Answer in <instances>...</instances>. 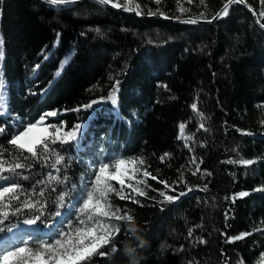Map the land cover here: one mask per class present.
<instances>
[{
  "label": "trees",
  "instance_id": "trees-1",
  "mask_svg": "<svg viewBox=\"0 0 264 264\" xmlns=\"http://www.w3.org/2000/svg\"><path fill=\"white\" fill-rule=\"evenodd\" d=\"M133 1L143 12L206 19L227 2ZM246 2L257 19L233 3L200 24L139 17L97 0H0V187L17 185L19 197L0 202V234L33 220L25 243L36 250L84 227L97 167L123 159L134 161L129 198L109 200L134 221L112 220L120 232L99 251H117L83 264H264V6ZM55 109L49 117L61 136L80 126L75 139L49 138L37 157L9 143ZM16 163L24 166L11 170ZM241 233L250 235L229 240Z\"/></svg>",
  "mask_w": 264,
  "mask_h": 264
},
{
  "label": "snow or ice",
  "instance_id": "snow-or-ice-1",
  "mask_svg": "<svg viewBox=\"0 0 264 264\" xmlns=\"http://www.w3.org/2000/svg\"><path fill=\"white\" fill-rule=\"evenodd\" d=\"M50 4H65L70 2V0H49ZM100 3L107 4L111 0H99ZM131 2V0H129ZM157 3L160 0H156ZM203 2V0H201ZM246 0H227L224 4L223 9L217 16L226 15L229 5L233 3H245ZM262 6H264V0H260ZM114 7H120L118 3L113 4ZM132 10V9H126ZM183 11V9H181ZM259 15L264 17V10L260 11ZM195 23V21H187ZM264 27V25H262ZM3 38L0 37V60L3 59ZM118 83V82H117ZM115 91V90H114ZM112 103H116L115 95L110 96ZM3 97L0 96V107H2ZM97 103L93 101L92 104ZM92 104L85 105V108H91ZM194 110L197 109L195 103L191 106ZM78 111V109H77ZM58 113L49 112L46 115L55 116ZM44 117L42 116L36 123L28 124L22 131L14 135L9 141L16 149L21 152L30 153L31 156L37 157L39 155L38 149L43 147L45 151L48 150L47 140L51 138L52 143H56L57 140L67 141L69 139H75L79 125L74 126L72 131L67 132L61 136L59 128L55 125L51 126L55 131H49V127H40L43 122ZM203 127V125H201ZM185 125L181 124L179 126L181 138L183 137ZM4 129L0 128V132ZM167 155V154H165ZM163 159V157L161 158ZM63 160V157L57 156L56 164H59ZM134 163V161H125L123 159L116 160L114 164L110 165L107 163H102L99 166L97 173L95 174V179L92 184V188L87 192V197L83 201V206L81 212L85 213L87 220H81L80 223L85 225L75 229L73 233H63L61 238L56 239L54 243L44 244L40 248L33 250L30 247H15L9 251L0 252V264H83V262L90 260L94 255L99 254L101 256H107L110 253H115L117 248L113 244L110 252H100L101 248L109 245L115 238V235L120 232L119 224H112L111 221H134V217L130 215L127 211L121 214L120 208H113L111 201L109 200V195L115 193L120 199H128L129 197L123 194L126 179H134L135 176L129 173L128 165ZM139 163L143 164V160ZM229 163H234V161H229ZM243 164H251L252 161L245 160L242 161ZM24 165L16 163L14 168L11 170L22 168ZM4 164L0 163V172L4 171ZM195 174V173H193ZM147 171H144V176H149ZM155 179V177H153ZM112 181H116L120 184L119 191L113 186ZM142 183V181H141ZM161 183H165L161 181ZM129 188H132L133 192L137 195L144 196L146 193L138 187H133V185L128 184ZM17 185L13 184L9 187H0V202H3L6 196H10L12 199H19L16 195ZM165 187L168 185L165 183ZM191 190V189H189ZM264 191V189H259ZM43 195V193H41ZM161 195L165 194L161 192ZM180 195H184L183 192ZM248 193H239L240 197L247 196ZM165 199L172 201L178 199V197L165 196ZM135 202V201H134ZM24 207L32 208L34 205L27 202L24 203ZM19 211V209H17ZM6 217V213H0ZM59 215V213H57ZM102 218V219H100ZM25 223L32 224L33 220H27ZM11 231V229H9ZM250 235V233H241L238 236L230 237L229 240H241L245 236ZM204 242V241H201ZM239 264H243L240 261Z\"/></svg>",
  "mask_w": 264,
  "mask_h": 264
},
{
  "label": "rangeland",
  "instance_id": "rangeland-1",
  "mask_svg": "<svg viewBox=\"0 0 264 264\" xmlns=\"http://www.w3.org/2000/svg\"><path fill=\"white\" fill-rule=\"evenodd\" d=\"M112 2H115V1H113V0H111ZM115 3H118V2H115ZM127 5H132V6H134V5H137V3L135 2V1H133V0H131V2H129V0H126V2H125ZM49 112H57V110L55 109V110H51V111H47V112H45L43 115H41V117L43 116L44 117V120H43V122L40 124V127H49V131H55V129L54 128H52L51 126H53V125H55V126H57L59 129H60V127H61V125L59 124V122H57L55 119H51L48 115H46L47 113H49ZM40 117V118H41ZM40 118H38L36 121H34V122H32V123H36L37 121H39L40 120ZM31 124V123H30ZM28 125V124H27ZM26 125V126H27ZM25 126V127H26ZM24 127V128H25ZM23 128V129H24ZM22 129V130H23ZM21 130V131H22ZM19 133V132H18ZM17 133V134H18ZM125 161H127V160H125ZM100 166V165H99ZM99 166L97 167V171H98V169H99ZM130 165H128V167H129ZM22 226L24 227L23 229H22V231L20 232H18V234H17V236L19 237L20 236V238H14V231L15 230H12V229H14V228H11V231L9 232V233H6L5 234V236H6V239H7V241H9L10 240V238H9V236H13V240H14V242H12L13 244H15V246L13 245V244H9V243H5V241H4V233H2V234H0V252H3V251H9V250H12L13 248H15V247H23V246H25V241H26V239L29 237V235L30 234H32V232H30V230H32L34 227H35V224L34 223H32V224H28V223H22ZM19 239H21L20 241H19ZM20 242V244H17V243H19Z\"/></svg>",
  "mask_w": 264,
  "mask_h": 264
},
{
  "label": "water",
  "instance_id": "water-1",
  "mask_svg": "<svg viewBox=\"0 0 264 264\" xmlns=\"http://www.w3.org/2000/svg\"><path fill=\"white\" fill-rule=\"evenodd\" d=\"M47 2H49V0H45ZM75 0H70V2L68 3H65V4H69L71 2H73ZM99 1V0H97ZM115 2H110V3H107L109 5H112L114 4ZM227 3V2H226ZM120 5V7H116V8H124V9H132V10H129L131 11L132 13L136 14L137 16L139 17H160V18H164L166 20H169V21H182V20H190V21H195V23H208L210 21H213L215 20L218 16H217V13H220L223 9V6L211 17V18H190V17H174V16H167V15H163L161 13H158V12H143L140 10V8L137 6V5H127V4H121V3H118ZM244 7H247L249 8L251 11H252V14L254 16L255 19H257L256 17V13L255 11H253L249 5L247 4V2L245 3H241Z\"/></svg>",
  "mask_w": 264,
  "mask_h": 264
},
{
  "label": "clouds",
  "instance_id": "clouds-1",
  "mask_svg": "<svg viewBox=\"0 0 264 264\" xmlns=\"http://www.w3.org/2000/svg\"><path fill=\"white\" fill-rule=\"evenodd\" d=\"M130 232L135 236L137 229L135 227H130ZM136 239H140L138 236L135 237ZM124 254L130 258H134L135 256V247H133L130 243H126L124 246ZM134 264V260H133Z\"/></svg>",
  "mask_w": 264,
  "mask_h": 264
},
{
  "label": "bare ground",
  "instance_id": "bare-ground-1",
  "mask_svg": "<svg viewBox=\"0 0 264 264\" xmlns=\"http://www.w3.org/2000/svg\"><path fill=\"white\" fill-rule=\"evenodd\" d=\"M121 4H123V3H121ZM137 6H138V4H137ZM139 7V6H138ZM141 10V9H140ZM164 15V14H163ZM257 18V17H256Z\"/></svg>",
  "mask_w": 264,
  "mask_h": 264
}]
</instances>
